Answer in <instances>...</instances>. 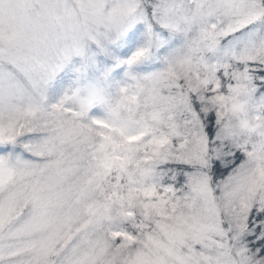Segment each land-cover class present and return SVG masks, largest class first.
<instances>
[{
  "label": "snow or ice",
  "instance_id": "1",
  "mask_svg": "<svg viewBox=\"0 0 264 264\" xmlns=\"http://www.w3.org/2000/svg\"><path fill=\"white\" fill-rule=\"evenodd\" d=\"M0 264H264V0H0Z\"/></svg>",
  "mask_w": 264,
  "mask_h": 264
}]
</instances>
